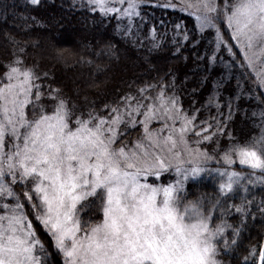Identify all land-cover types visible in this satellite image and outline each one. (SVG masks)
<instances>
[{
    "label": "snow or ice",
    "instance_id": "obj_1",
    "mask_svg": "<svg viewBox=\"0 0 264 264\" xmlns=\"http://www.w3.org/2000/svg\"><path fill=\"white\" fill-rule=\"evenodd\" d=\"M145 5L194 17L196 35L211 37L209 67L227 52L245 82L227 97V114L215 94L189 114L174 77L171 85L146 84L139 95L127 92L97 107L54 87L38 61L27 63V41L21 46L8 36L12 58L0 73V264H49L31 217L63 264H224L248 218L264 220V0H79L81 8L115 18L116 30L137 48ZM175 29L190 39L180 23ZM155 31L150 53L162 47ZM173 42L178 53L181 41ZM115 48L109 41L98 54L114 56ZM63 51L56 59L66 63ZM245 98L255 107L241 108ZM211 107L219 115L199 119ZM235 113L252 125L243 143L229 127ZM212 142L210 152L205 145ZM202 174L212 177L211 191L200 190ZM243 264H264V240L249 246Z\"/></svg>",
    "mask_w": 264,
    "mask_h": 264
},
{
    "label": "trees",
    "instance_id": "obj_2",
    "mask_svg": "<svg viewBox=\"0 0 264 264\" xmlns=\"http://www.w3.org/2000/svg\"><path fill=\"white\" fill-rule=\"evenodd\" d=\"M71 5L72 0H40L39 5H32L29 0H0V73L5 70L2 65L12 58L13 45L8 40V36H12L21 46L27 41V63L38 61L40 69L48 71L53 77L50 81L52 85L63 88L80 103L87 96L89 101L95 100L97 107H100L127 92L139 95L137 90L146 84L171 85L174 77L175 91L189 114L194 109L201 108L210 94H215L222 111L227 114L225 101L236 91L238 81L242 84L245 82L241 75L244 69L234 66L227 52L218 53L209 67L206 57L212 55L211 37L201 39L196 35L194 17L178 8L156 9L149 5L143 6L142 15L145 19L136 20L141 25L140 40L137 43L142 41L143 46L137 48L132 45L131 37L126 40L122 31L116 30L118 22L115 18L107 19L98 11L91 12L87 8H81L79 0L76 7ZM176 23L181 24V31L187 30L190 33L189 40L185 41L182 35H176ZM153 27L156 30L155 38L162 47L153 49L150 53L152 36L149 31ZM174 38L181 41L178 53ZM195 40H199V43H194ZM33 41L38 42L37 47L32 46ZM109 41L116 46L115 55L109 57L98 54ZM58 49L64 50L61 56L66 63L57 61ZM234 51L238 53L239 49L234 48ZM89 60L92 61L91 64L88 63ZM214 83L218 86L215 89ZM167 90L171 93L172 88ZM77 91L79 96H74ZM156 91L159 89L149 90L144 94L155 95ZM239 103L245 109L250 107V103L251 107L256 104L246 98ZM209 113L219 115L216 108L211 107L201 110L198 113L199 119H207ZM248 114L250 116L251 112ZM229 127L241 143L252 134L251 123L240 113L234 114ZM139 132V127L130 130L127 140L132 141ZM205 147L211 152L215 143L206 144ZM210 167H217L216 162L213 161ZM233 167L240 170L237 164ZM199 187L201 191H211L214 187L212 177L202 174ZM195 194L193 189V195ZM31 219L38 236L49 250V264H63L51 236L35 217ZM263 235L264 220L258 214L255 219L250 216L238 238V244L230 247L228 253L221 257L224 264H243L249 246L258 244Z\"/></svg>",
    "mask_w": 264,
    "mask_h": 264
},
{
    "label": "rangeland",
    "instance_id": "obj_3",
    "mask_svg": "<svg viewBox=\"0 0 264 264\" xmlns=\"http://www.w3.org/2000/svg\"><path fill=\"white\" fill-rule=\"evenodd\" d=\"M125 23H127L126 21H125ZM255 63H257L258 65H259V61H255ZM153 127H158L159 125L158 124H153L152 125ZM190 139H191V137H190ZM131 141H129V143H130ZM237 164V166H239V164H238V162L236 163ZM174 178V177H173ZM168 179H169V177L168 176H164V180L167 182L168 181ZM36 221H38V220H36ZM39 222V221H38ZM40 223V222H39ZM41 224V223H40ZM42 225V224H41ZM42 227H43V225H42ZM44 228V227H43ZM53 241V240H52ZM54 244V243H53ZM54 248H55V246H54ZM55 250L57 251V249L55 248ZM58 252V251H57ZM59 254V253H58ZM59 256H60V258L63 260V258H62V256L59 254Z\"/></svg>",
    "mask_w": 264,
    "mask_h": 264
},
{
    "label": "water",
    "instance_id": "obj_4",
    "mask_svg": "<svg viewBox=\"0 0 264 264\" xmlns=\"http://www.w3.org/2000/svg\"><path fill=\"white\" fill-rule=\"evenodd\" d=\"M262 240H264V235H263V237H262Z\"/></svg>",
    "mask_w": 264,
    "mask_h": 264
}]
</instances>
